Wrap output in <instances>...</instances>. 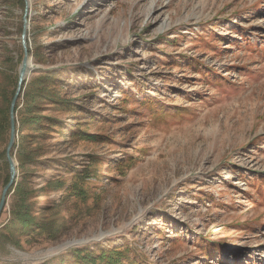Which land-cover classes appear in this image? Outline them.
Instances as JSON below:
<instances>
[{"label":"rangeland","instance_id":"rangeland-1","mask_svg":"<svg viewBox=\"0 0 264 264\" xmlns=\"http://www.w3.org/2000/svg\"><path fill=\"white\" fill-rule=\"evenodd\" d=\"M24 19L20 101L51 75L38 110L59 122L16 133L41 153L23 168L13 154L14 181L27 172L33 217L64 227L16 232L0 264L84 246L137 249V264H264V0H0L1 85L18 77ZM74 177L84 198L46 184Z\"/></svg>","mask_w":264,"mask_h":264},{"label":"trees","instance_id":"trees-1","mask_svg":"<svg viewBox=\"0 0 264 264\" xmlns=\"http://www.w3.org/2000/svg\"><path fill=\"white\" fill-rule=\"evenodd\" d=\"M255 48V47H253ZM50 77L46 75H40L32 80L31 87L24 91L23 99L20 101V94L17 97L15 104V111L18 117L16 119V133H19L22 128L24 130L36 131L44 130L46 126H57L58 122L56 118L52 116H44L39 113V101L38 97L42 93H47L50 89L49 81ZM8 80V79H7ZM18 77L14 76L13 79L6 85L0 84V185H4L8 182L10 173L9 165L5 156V149L10 135V116L9 107L11 100L14 96ZM24 82L22 83L23 88ZM53 100L61 106H66L69 108L72 104L71 100L60 99L55 96L52 97ZM20 105V107H19ZM165 107L159 106H149V116L153 120H156L162 114V110ZM70 110V109H69ZM161 114V115H158ZM162 119V117H160ZM164 119V118H163ZM44 133H41V135ZM39 135V136H41ZM74 135H82L88 138L95 139V136L82 130H77L73 132ZM26 135L18 134L16 135L15 142L11 149V154L15 153L20 168H23L26 164L30 163L31 160H35L36 157L40 155L39 152L40 144L37 143L32 149H28L27 142L25 140ZM37 136H34V138ZM139 157L131 155L125 160L117 159L116 166L120 173H124L126 168H130L137 164ZM27 172L22 171L18 177L17 181L11 185L8 189L7 195L10 194V202L8 208L6 204L4 205L0 214V248L8 252L7 246H12L16 249L21 248L19 237L14 236L16 232L28 235L29 239L37 235L43 236L45 239H50L54 236V233L61 231L64 224H57L55 220L50 222L41 223L36 221V219L31 214V200L35 197V189L28 183ZM78 175H75L77 177ZM66 186L60 180H50L46 184L50 185L51 188L63 190L69 198L74 196L76 198H84L85 189L77 181L76 178ZM3 217V220L2 219ZM28 233V234H27ZM56 233V234H57ZM100 246V245H99ZM133 250V253L130 252ZM137 249L131 247H115L112 249H105L99 247L97 250L91 249V247L84 246L80 248H71L69 254H62L55 256L51 259L43 261L39 264H63L68 258H72L74 264H137L135 262V257L131 259L130 254L137 256ZM130 253V254H129ZM126 259L127 262H124Z\"/></svg>","mask_w":264,"mask_h":264},{"label":"water","instance_id":"water-1","mask_svg":"<svg viewBox=\"0 0 264 264\" xmlns=\"http://www.w3.org/2000/svg\"><path fill=\"white\" fill-rule=\"evenodd\" d=\"M25 26H26V20L24 19L23 22V32H22V47H23V57L21 60V64L19 67V71H18V81H17V86H16V90L14 93V96L11 100L10 103V107H9V116H10V135H9V139L6 145V149H5V156H6V160L8 162L9 165V173H10V177L8 182L4 185L2 191H1V195H0V214L1 211L4 207V205L6 204V200H7V192L8 189L11 187V185L14 183V180L16 179V174H17V170H16V164L14 162L13 159V155L11 154V149L13 147V144L15 142V136H16V128H15V104L17 101V97L21 91V87H22V83L24 82L26 75L29 72V57H28V53H27V48L25 45V41H24V35H25Z\"/></svg>","mask_w":264,"mask_h":264}]
</instances>
